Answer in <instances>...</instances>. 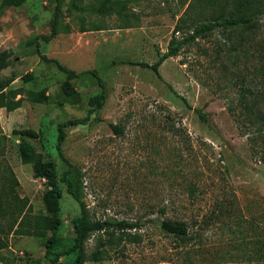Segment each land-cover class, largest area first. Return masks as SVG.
<instances>
[{"label": "rangeland", "instance_id": "obj_1", "mask_svg": "<svg viewBox=\"0 0 264 264\" xmlns=\"http://www.w3.org/2000/svg\"><path fill=\"white\" fill-rule=\"evenodd\" d=\"M2 1L0 52L12 57L0 90L21 89L23 102L13 112L0 110V128L18 194L32 212L47 214L45 182L34 179L32 163L50 156L59 177L71 166L90 220L108 223L113 233L90 236L85 253L99 252L101 259L85 264H264L263 131L247 122L242 98L247 88V99L250 91L264 99L254 54L238 47L235 36L215 31L183 46L156 75L144 65L167 51L187 9L181 0H123L119 14L97 13L104 0H76L74 6L64 0L56 23L54 0H28L17 8H2ZM52 25L55 36L44 42ZM192 30L187 21L175 38ZM257 39H264V30ZM57 64L82 75L72 77ZM93 70L106 94L97 111L89 100L101 88L83 74ZM75 119L86 122L65 128L60 156L57 127ZM41 128L46 138L26 139L35 156L22 161L12 131ZM61 207L65 250L80 207L66 194ZM120 222L137 227L120 231ZM167 222L183 224L187 238L167 235ZM43 256V240L10 236L0 264H43Z\"/></svg>", "mask_w": 264, "mask_h": 264}, {"label": "trees", "instance_id": "obj_2", "mask_svg": "<svg viewBox=\"0 0 264 264\" xmlns=\"http://www.w3.org/2000/svg\"><path fill=\"white\" fill-rule=\"evenodd\" d=\"M27 1L3 0L1 6L2 8H17ZM63 1L54 0V23L57 22ZM70 1L74 6L76 0ZM180 3L181 6L187 5V9L184 17L179 19L174 29L167 51L156 63L151 66L144 65L145 67H149L156 75H159L158 70L161 64L168 58L178 56L183 46L195 42L198 38H203L215 31H221L228 34L226 38L232 35L235 36L238 47H245V52L254 54L257 63L256 71L258 78L264 82V39L257 41V34L264 30V0H181ZM123 4V0H104L96 11L97 13L110 14L116 12V14H119L121 9H118V7ZM186 15H188L187 18ZM187 21H189V24L193 28L192 32L184 39H176L175 34L183 31ZM54 36L55 27L52 25L51 34L49 36H43L42 40L49 42ZM38 53L42 60H47L39 51ZM11 57L12 54L10 51L0 52V74L8 67ZM50 61L57 63L54 60ZM57 66L62 72L72 77L82 75V73L77 74L59 64ZM83 74L92 75L97 85L101 88V92L89 100L90 107L97 111L103 107L106 99L103 80L94 70L86 71ZM246 90L248 89L246 88ZM246 90L242 91L244 101L243 114L252 128H255L258 133L263 131L262 143L264 147V109H261L264 104V99L254 97V93L251 91V97L247 99ZM22 92L21 89L0 90V110H5L9 113L19 109L23 102V97H21ZM196 114L202 122L208 123L206 115L198 110H196ZM85 122L86 119H75L58 125L56 150L60 156H62L61 145L65 138V128L84 125ZM109 127L114 134H122V130L117 126L109 125ZM12 135L20 138L18 154L22 161H29L35 156L33 146L26 142V139L42 142L47 136L44 128L39 129L37 132L31 129L13 130ZM6 150L7 136L0 128V252L7 249L8 238L10 236L33 237L44 241L43 264H65L63 258L68 261V264H85L88 259L93 262H98L101 259V253H93L90 257L86 255L85 245L87 241L90 239V236L96 233H106L111 237L113 233H109L106 227L108 223L90 220L87 214L88 212L81 200V179L73 175L71 166L68 164V170L59 177L57 166L50 156L46 159L39 157L33 161L31 170L34 179H41L45 182L42 202L47 212L46 215L34 214L28 199L22 198L18 194V181L6 157ZM63 160L66 163L64 158ZM65 194L78 203L80 216L75 217L71 221L75 233L72 244L67 249L61 250V244L64 240L62 235L66 231L62 219L61 207ZM117 227H119L118 229L120 231H125L127 229H134L137 225L120 222L117 224ZM162 229L167 235H172L181 241H184L188 235L181 223H163ZM259 235H264V233ZM97 241L101 243V238Z\"/></svg>", "mask_w": 264, "mask_h": 264}]
</instances>
